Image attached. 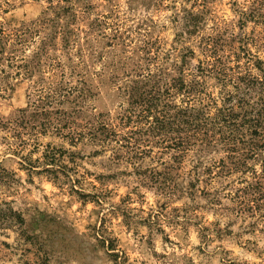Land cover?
<instances>
[{"label":"rangeland","instance_id":"374dc122","mask_svg":"<svg viewBox=\"0 0 264 264\" xmlns=\"http://www.w3.org/2000/svg\"><path fill=\"white\" fill-rule=\"evenodd\" d=\"M249 53L264 0H0V264H264V202L219 147L143 127Z\"/></svg>","mask_w":264,"mask_h":264},{"label":"trees","instance_id":"16d2710c","mask_svg":"<svg viewBox=\"0 0 264 264\" xmlns=\"http://www.w3.org/2000/svg\"><path fill=\"white\" fill-rule=\"evenodd\" d=\"M248 55L245 70H238L236 74L231 73L234 67L217 54L206 65L201 62L197 66L199 79L194 83L198 91L195 104L179 108L172 120L167 121L168 116L164 114L155 122L146 119L147 126L143 127L149 132L172 131L174 136L162 137L160 143L169 140L177 148L196 144L219 147L223 157L219 160L217 172L239 173L238 178L244 185L239 187L241 194L238 197L252 204L250 208H253V204L259 207L264 202V66L257 55ZM251 65L256 66L259 73L254 74ZM235 67L240 66L236 63ZM208 76H213L220 85L218 95L199 89ZM129 93L132 95L134 92ZM149 99L139 96L135 102L141 100L147 104ZM143 111L149 113L151 108L148 106ZM169 123L173 124L172 130H169ZM107 134L113 135L108 130ZM130 138L133 140H128L127 147L131 150L138 146L141 139ZM256 161L260 163L259 171L254 168Z\"/></svg>","mask_w":264,"mask_h":264}]
</instances>
